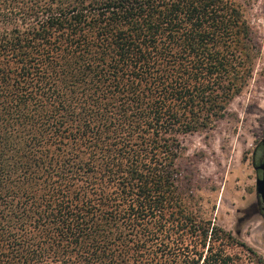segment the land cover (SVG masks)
<instances>
[{
    "label": "trees",
    "instance_id": "trees-1",
    "mask_svg": "<svg viewBox=\"0 0 264 264\" xmlns=\"http://www.w3.org/2000/svg\"><path fill=\"white\" fill-rule=\"evenodd\" d=\"M259 52L233 0H0V264H231L182 138Z\"/></svg>",
    "mask_w": 264,
    "mask_h": 264
},
{
    "label": "rangeland",
    "instance_id": "rangeland-1",
    "mask_svg": "<svg viewBox=\"0 0 264 264\" xmlns=\"http://www.w3.org/2000/svg\"><path fill=\"white\" fill-rule=\"evenodd\" d=\"M253 28L260 52L247 89L236 96L213 129L182 138L180 161L200 196L204 216L230 232L217 249L231 264H264V221L257 208L252 151L264 139V0H233ZM228 244V245H227Z\"/></svg>",
    "mask_w": 264,
    "mask_h": 264
},
{
    "label": "flooded vegetation",
    "instance_id": "flooded-vegetation-1",
    "mask_svg": "<svg viewBox=\"0 0 264 264\" xmlns=\"http://www.w3.org/2000/svg\"><path fill=\"white\" fill-rule=\"evenodd\" d=\"M252 164L256 173V180H263L262 186L264 187V139H262L259 144L255 146L251 155ZM257 187V185H256ZM257 208L264 221V198L260 192L255 189Z\"/></svg>",
    "mask_w": 264,
    "mask_h": 264
},
{
    "label": "water",
    "instance_id": "water-1",
    "mask_svg": "<svg viewBox=\"0 0 264 264\" xmlns=\"http://www.w3.org/2000/svg\"><path fill=\"white\" fill-rule=\"evenodd\" d=\"M262 181L263 180H261V179H259V180L256 181V185H257L256 191L257 192H260L262 194L263 198H264V187L262 186Z\"/></svg>",
    "mask_w": 264,
    "mask_h": 264
}]
</instances>
